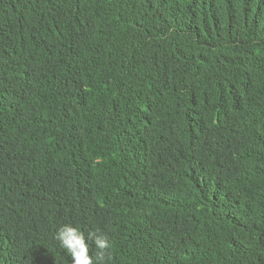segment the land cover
<instances>
[{
  "label": "trees",
  "instance_id": "obj_1",
  "mask_svg": "<svg viewBox=\"0 0 264 264\" xmlns=\"http://www.w3.org/2000/svg\"><path fill=\"white\" fill-rule=\"evenodd\" d=\"M65 224L264 264V0H0V264H71Z\"/></svg>",
  "mask_w": 264,
  "mask_h": 264
},
{
  "label": "clouds",
  "instance_id": "obj_2",
  "mask_svg": "<svg viewBox=\"0 0 264 264\" xmlns=\"http://www.w3.org/2000/svg\"><path fill=\"white\" fill-rule=\"evenodd\" d=\"M93 237L102 258L103 254L110 250L111 243L103 235L89 234V239ZM54 238L70 256L71 264H94L93 258L89 255V244L86 242L85 234L79 228L65 224L56 231Z\"/></svg>",
  "mask_w": 264,
  "mask_h": 264
}]
</instances>
